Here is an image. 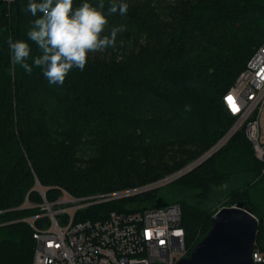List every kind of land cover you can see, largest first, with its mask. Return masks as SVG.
<instances>
[{
    "label": "trees",
    "instance_id": "obj_1",
    "mask_svg": "<svg viewBox=\"0 0 264 264\" xmlns=\"http://www.w3.org/2000/svg\"><path fill=\"white\" fill-rule=\"evenodd\" d=\"M172 1L116 0L129 9L107 16L105 34L124 28L112 59L90 53L63 86L12 64L9 38L30 44L29 64L40 54L26 35L37 17L25 11L29 0L0 5V264H33V229L21 219L40 213L39 187L54 203L62 190L83 198L151 185L204 157L232 127L223 97L264 43V0H201L175 16L164 12ZM84 2L101 0H74V8ZM111 2L103 0L105 14ZM263 169L242 130L177 181L79 218L157 199L180 204L195 248L218 210L243 201L260 221L255 248L264 253ZM220 186L229 201L222 207L211 196Z\"/></svg>",
    "mask_w": 264,
    "mask_h": 264
},
{
    "label": "built area",
    "instance_id": "obj_2",
    "mask_svg": "<svg viewBox=\"0 0 264 264\" xmlns=\"http://www.w3.org/2000/svg\"><path fill=\"white\" fill-rule=\"evenodd\" d=\"M14 1L0 0V5ZM223 105L234 123L206 155L210 157L245 130L256 158L264 164V43L224 95ZM165 181L83 198L62 190L61 198L54 203L39 187L44 198L40 213L21 219L33 229V264H177L190 258L194 248L182 225L180 204L135 206L113 211L102 219L79 218L80 212L91 206L154 190ZM254 260L256 264L264 262V255L257 249Z\"/></svg>",
    "mask_w": 264,
    "mask_h": 264
},
{
    "label": "clouds",
    "instance_id": "obj_3",
    "mask_svg": "<svg viewBox=\"0 0 264 264\" xmlns=\"http://www.w3.org/2000/svg\"><path fill=\"white\" fill-rule=\"evenodd\" d=\"M104 8L103 0L98 7L84 2L76 8L74 0H29L25 11L37 18L31 22L26 35L37 45L40 54L29 64L30 44L23 39L9 38L12 64L20 65L28 74L34 67L40 68L50 84L63 86L73 68L83 71L90 53L114 48L118 33L124 31L123 26L112 27L105 34L107 16L117 12L126 15L129 5L112 0L106 14Z\"/></svg>",
    "mask_w": 264,
    "mask_h": 264
},
{
    "label": "water",
    "instance_id": "obj_4",
    "mask_svg": "<svg viewBox=\"0 0 264 264\" xmlns=\"http://www.w3.org/2000/svg\"><path fill=\"white\" fill-rule=\"evenodd\" d=\"M209 156H204L189 166L196 168ZM258 218L243 201L230 207H222L212 218V226L198 243L190 258L177 264H256L254 253Z\"/></svg>",
    "mask_w": 264,
    "mask_h": 264
},
{
    "label": "rangeland",
    "instance_id": "obj_5",
    "mask_svg": "<svg viewBox=\"0 0 264 264\" xmlns=\"http://www.w3.org/2000/svg\"><path fill=\"white\" fill-rule=\"evenodd\" d=\"M201 0H173L172 2H171V4L169 5V6H167V8L164 10V12L166 11V12H168V14H170V15H176V14H178L179 12H184V14L186 13L187 14V12L189 11V9L192 7V5H195V4H197V3H199ZM135 44H138L139 45V40L138 41H136L135 42ZM134 45V44H133ZM139 50L138 49H135L134 50V55H137V52H138ZM93 54V57H95V58H97V59H100V60H111L112 59V50H109V48L108 49H105V50H103V51H98V52H95V53H92ZM121 60H123V58L122 57H120L119 58V60L118 61H121ZM213 155V154H212ZM202 157H200L198 160H200ZM197 159H196V161L195 162H193L192 164H194V163H196L197 161H198ZM173 164V163H172ZM171 164V165H172ZM192 164H190V166L192 165ZM189 168V167H188ZM185 169V168H183V169H185V170H187L185 173H188V172H190L191 170H189V169ZM183 169H179V170H174V171H172V173L171 174H169L167 177H165L164 179H162V180H160V181H163V180H166L165 182H162L161 183V185L159 186V187H157V188H162V187H165V186H167V185H169L170 183H172V182H175V181H177L178 180V178H180L181 176H182V174H180L181 172H183L182 170ZM194 169V168H193ZM184 170V171H185ZM185 173H183V175L185 174ZM179 176H178V175ZM160 181H158V182H160ZM156 189V188H155ZM225 190H226V187H223V186H220V187H218V188H214L213 190H212V194H211V196H212V198L213 199H216V201L218 202V204H219V207H222V205H226V203H229V201H227V198H226V196L224 195V193H225ZM46 195V194H45ZM43 198V197H42ZM47 199V198H46ZM159 199H157L156 200V202H155V204L154 205H156V206H160L159 204ZM43 202H44V198H43ZM42 202V203H43ZM41 203V204H42ZM40 204V205H41ZM224 207V206H223ZM226 207H230V206H226ZM188 240L189 241H191V237H188ZM189 241H188V243H189ZM191 243V242H190ZM262 255H264V253H261Z\"/></svg>",
    "mask_w": 264,
    "mask_h": 264
},
{
    "label": "snow or ice",
    "instance_id": "obj_6",
    "mask_svg": "<svg viewBox=\"0 0 264 264\" xmlns=\"http://www.w3.org/2000/svg\"><path fill=\"white\" fill-rule=\"evenodd\" d=\"M230 102L234 103V101L231 100V98H229Z\"/></svg>",
    "mask_w": 264,
    "mask_h": 264
}]
</instances>
